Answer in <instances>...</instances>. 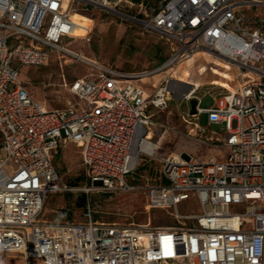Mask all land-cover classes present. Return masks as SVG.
<instances>
[{"label":"built area","instance_id":"1","mask_svg":"<svg viewBox=\"0 0 264 264\" xmlns=\"http://www.w3.org/2000/svg\"><path fill=\"white\" fill-rule=\"evenodd\" d=\"M121 1L0 0V255H15L9 264H264V14H248L264 0H161L143 17L121 11ZM98 9L163 39L167 59L127 73L72 51L64 42L75 39L72 15ZM202 50L238 70L211 106H201L194 86L142 82ZM56 52L91 72L67 86L73 102L50 109L28 93L19 71ZM175 96L179 104L196 99V114L188 105L184 121L205 115L207 126L223 131L202 141L216 154L170 153L153 182L134 185L137 168L174 132L153 118ZM156 130L163 131L157 140ZM67 144L79 149L91 186L143 190L147 208L171 209L177 224L106 223L89 209L78 221L42 218L48 195L70 190L54 164ZM190 200L198 211L182 214Z\"/></svg>","mask_w":264,"mask_h":264},{"label":"rangeland","instance_id":"2","mask_svg":"<svg viewBox=\"0 0 264 264\" xmlns=\"http://www.w3.org/2000/svg\"><path fill=\"white\" fill-rule=\"evenodd\" d=\"M160 1L122 0L118 8L128 15L143 17L155 13ZM256 12L264 14V7L253 9L248 14ZM75 21L79 25L72 31L75 39H65L64 42L69 43L72 51L86 58L109 65H115V62L119 60L131 62L135 59L148 60L153 64L161 61V55L157 57L155 47L150 46L147 51H144L143 43L147 39L146 33L144 31L141 34L143 31L141 27L127 17L117 16L108 9H98L86 16L76 13ZM122 27L126 28L117 40L115 39L118 35L117 29ZM90 28L91 31L87 34ZM150 34L164 43L168 57L169 45L157 35ZM130 67L127 63L123 64V72L130 70ZM140 70L137 66L132 71ZM171 70L172 68L161 74L158 80L166 75L178 77L183 73L187 81L198 85L194 97L201 101L202 107L211 106L213 96L236 84L235 80H231V66L220 60H214L208 55H200L194 63L183 65L182 69L175 71L174 76ZM89 72H91V66L69 55L56 52L51 54L41 66H23L19 71V78L25 83L28 93L33 98L44 102L47 108L56 109L66 107L69 101L73 102L74 99L68 92L67 86L75 78ZM185 91L187 87H181L180 92ZM188 105L190 104H179L175 96L171 99L167 110L154 112V121L173 129L174 132L169 130L162 136L155 158L141 163L146 167L135 172L136 185L153 182L160 168V159L170 153L183 151L190 153L197 160L207 159L216 154L212 147L205 145L202 141H209L214 130L221 135L224 134L223 131L218 127L207 126L205 115H200L198 118H186L187 121H184L183 116H185ZM152 112V109L148 111V113ZM194 124L200 128L195 127ZM162 130L155 131L154 139L157 140L163 134ZM54 164L62 183L70 190L48 195L42 218L49 222L69 221L66 214L68 210L73 220H82L83 214L89 209L94 218L106 223L143 225L150 220L153 226H175L177 224L171 215V209H148L143 190L110 192L91 186L81 163L79 149L72 144L54 155ZM82 195L87 198L85 203L82 202ZM198 209L197 203L191 200L179 206L182 214L195 213ZM14 256L0 255V264L17 262Z\"/></svg>","mask_w":264,"mask_h":264},{"label":"crops","instance_id":"3","mask_svg":"<svg viewBox=\"0 0 264 264\" xmlns=\"http://www.w3.org/2000/svg\"><path fill=\"white\" fill-rule=\"evenodd\" d=\"M125 28L126 27H122V28H118L117 29V34L118 35H116V37H115V39H119L120 37H121V35L123 34V32H124V30H125ZM143 32L144 31H142L141 32V34H143ZM146 34H145V37H147V39H146V41L143 43V45H144V51H147L148 50V48H150V46H152V47H155V49H156V51H157V53H156V55H157V57L159 56V55H161L159 58L161 59V61L160 62H158V63H154L153 64V62H151V61H148V60H142V61H138V60H133L132 62L131 61H129V60H123V61H121V60H119V61H116L115 62V65H111V66H113L114 68H116V69H118V70H122V65L123 64H128L129 66H131L130 67V70H125L124 72H127V73H131V72H133L132 70L135 68V67H137L138 66V69H149V68H153V67H155V66H157V65H159V64H161L162 62H164L166 59H167V49H166V47H164V43L160 40V39H158L157 37H155L154 35H152V34H150V33H147V32H145ZM158 47V48H157ZM85 57V56H84ZM91 60V59H90ZM103 64H105V63H103ZM106 65H109V64H106ZM131 68H132V70H131ZM123 71V70H122ZM206 118V117H205ZM1 141H2V138H1V135H0V145H1ZM67 145H69V144H67ZM67 145H65L64 147H62V148H60L59 149V151L57 152V153H59L62 149H64ZM80 154V153H79Z\"/></svg>","mask_w":264,"mask_h":264},{"label":"bare ground","instance_id":"4","mask_svg":"<svg viewBox=\"0 0 264 264\" xmlns=\"http://www.w3.org/2000/svg\"><path fill=\"white\" fill-rule=\"evenodd\" d=\"M75 15H76V13H74L73 15H72V20L74 21V23H76V21H75ZM76 25L77 26H79L77 23H76ZM200 55H208V56H210L212 59H214V60H220V59H218V58H215L214 56H212L208 51H199V52H197V53H195L194 55H192V56H190V57H188L187 59H185L184 61H182L181 63H179L178 65H176L175 67H172V70H171V74H173V76L175 75V71L177 70V69H182V67H183V65H189V64H192V63H194L195 62V60L198 58V56H200ZM86 58V57H85ZM88 61H91L89 58H86ZM222 63H224V64H228L227 62H224V61H222V60H220ZM229 66H231V80H235L236 81V79H237V76H235L236 75V73H238V70H237V68L235 67V66H233V65H230V64H228ZM171 69V68H170ZM169 70V69H168ZM164 72H166V71H164ZM164 72H162V73H160V74H158V75H156L155 77H153L152 79H148V78H145L144 80H142V82H144V83H146V82H151V81H154L155 82V84L156 85H158L160 82H165V81H167V80H175V81H177V82H180V83H183V84H185V85H187V87L188 86H194L195 87V89H197L198 88V85H196V84H194V83H191V82H189V81H187L186 79H185V75L183 74V73H181L178 77H171V76H169V75H166V76H164V77H162L161 79H159L158 80V77L161 75V74H163ZM147 147H149L148 145H146V146H144V148H147Z\"/></svg>","mask_w":264,"mask_h":264},{"label":"trees","instance_id":"5","mask_svg":"<svg viewBox=\"0 0 264 264\" xmlns=\"http://www.w3.org/2000/svg\"><path fill=\"white\" fill-rule=\"evenodd\" d=\"M78 13H80V14H82V15H87L88 13H82V12H78ZM146 167V165L145 164H143V165H141V166H139L138 168H137V170L136 171H138L140 168H145ZM135 175H136V173H135ZM130 182L132 183V184H134V185H136L137 183H136V181H135V179H133V180H130ZM88 183H89V181H88ZM81 199H82V202L83 203H85V201L87 200V198H86V196L85 195H82V197H81ZM66 214H67V216H68V218H69V220H73L72 219V215H71V212L68 210V211H66ZM95 220H97L96 218H94Z\"/></svg>","mask_w":264,"mask_h":264},{"label":"water","instance_id":"6","mask_svg":"<svg viewBox=\"0 0 264 264\" xmlns=\"http://www.w3.org/2000/svg\"><path fill=\"white\" fill-rule=\"evenodd\" d=\"M190 114H191V115L196 114V100H195V99H193V100L190 102Z\"/></svg>","mask_w":264,"mask_h":264}]
</instances>
